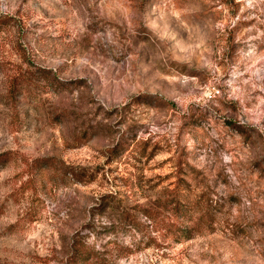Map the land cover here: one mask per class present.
Listing matches in <instances>:
<instances>
[{
    "label": "rangeland",
    "instance_id": "rangeland-1",
    "mask_svg": "<svg viewBox=\"0 0 264 264\" xmlns=\"http://www.w3.org/2000/svg\"><path fill=\"white\" fill-rule=\"evenodd\" d=\"M0 22V264L77 240L103 264H264V0H0ZM174 195L213 231L166 239L142 210L168 222Z\"/></svg>",
    "mask_w": 264,
    "mask_h": 264
},
{
    "label": "trees",
    "instance_id": "trees-1",
    "mask_svg": "<svg viewBox=\"0 0 264 264\" xmlns=\"http://www.w3.org/2000/svg\"><path fill=\"white\" fill-rule=\"evenodd\" d=\"M16 80L17 79H13L10 87L12 106L16 105L18 97L17 90L19 88V82L16 83ZM119 152L120 149L117 153ZM10 156V153L0 154V168L4 163L10 160ZM37 163H40L43 167L52 168L55 172V176H58V182L70 180L67 176L71 177V180H80L81 176L73 168L64 165L62 161H57L54 158H44L37 161ZM197 206L198 205L196 204V209ZM162 208L167 216L166 218H169L168 222L157 221L159 213L156 211L143 209V215L150 221L158 222L162 226L161 228L166 232V239H171L174 243L179 244L188 241L193 233L201 227L209 232L213 231L212 218L214 217V214H212L209 208L199 210V215L195 224L192 219V213L194 211H192L189 202L181 201L177 195L166 200V202L163 203ZM121 218L123 222H127L128 215L122 214ZM128 223L130 228H136L138 225L134 218H131ZM103 261L104 260L100 257V254L80 240L74 241L70 255L68 256V264H103Z\"/></svg>",
    "mask_w": 264,
    "mask_h": 264
}]
</instances>
